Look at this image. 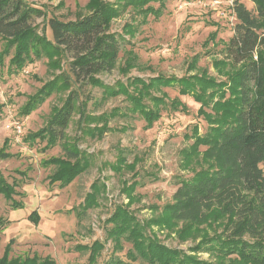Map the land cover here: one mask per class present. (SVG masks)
Instances as JSON below:
<instances>
[{"label": "rangeland", "instance_id": "rangeland-1", "mask_svg": "<svg viewBox=\"0 0 264 264\" xmlns=\"http://www.w3.org/2000/svg\"><path fill=\"white\" fill-rule=\"evenodd\" d=\"M26 1L44 10L45 18L37 17L34 24L52 39L49 18L75 20L89 12L86 5L91 0ZM107 1L120 12L113 17L111 30L120 35L121 43L116 67L97 73L96 77L109 85L119 83L115 89L121 86L125 93L105 98L102 87L76 84L81 90L80 102L88 99L86 113L91 115L81 121L79 110L74 113L66 130L67 141L76 144L90 158L91 165L69 185L62 186L61 181L51 183L49 176L55 167L45 164L48 158L64 154L62 141L47 147L49 137L27 138L46 126L53 106L61 105L69 91H57L28 115L21 113L29 95L61 70H50L48 57L43 56L33 58L16 73L9 72L13 50L4 53L5 42L0 41V148L9 139L6 151L13 154L0 157V170L8 183L17 185L11 199L0 193V217L9 221L0 232V258L6 245L13 242L12 256H50L56 264H112L114 260L145 264L141 259H133L132 243L124 239L118 242L112 235L117 230L113 225L128 227L135 223L143 225L147 236L182 249L196 259L234 264L231 244L230 249L225 247L226 254L218 256L215 251L193 250L202 239L213 237L222 241L230 236L231 231L224 230L225 216L212 209L204 222L173 221L164 209L180 179L189 178L210 164L202 153L205 147L198 142L199 134L210 128L208 119L199 112L201 103L193 95L181 94L176 86L137 87L134 78L148 82L159 74L176 79L193 73L212 76L207 93L214 90L215 82L226 81L227 73L234 70L222 65L220 71L213 60L223 59L222 49L234 35L235 0H157L149 3L156 12L146 14L141 10L145 6L128 5L123 9L118 0ZM240 1L255 9L252 0ZM130 50L137 54L138 65L123 71ZM195 56H199L201 70L190 68ZM70 58L61 62L65 70ZM254 58L264 63V48L256 51ZM215 95L212 101L221 98L219 93ZM139 96L149 108L161 110L160 119L150 128H146L145 118L134 109ZM154 96L160 100L153 101ZM175 97L187 105L188 111L174 109ZM213 103L206 108L212 113ZM103 113L108 115L111 129L92 136L87 130L105 123L97 121ZM120 149L125 153L119 154ZM94 183L102 189L95 205L81 216L80 204L93 191ZM16 201H21V206L14 207Z\"/></svg>", "mask_w": 264, "mask_h": 264}, {"label": "trees", "instance_id": "trees-1", "mask_svg": "<svg viewBox=\"0 0 264 264\" xmlns=\"http://www.w3.org/2000/svg\"><path fill=\"white\" fill-rule=\"evenodd\" d=\"M152 1L157 0H118L117 3L123 9L128 5L145 6L141 10L146 14L156 12L154 6L149 4ZM252 1L254 10L240 0L234 1L233 10L237 18L234 35L222 49L223 59L213 60L216 68L229 66L234 72L227 73L226 81L215 82L211 92L207 93L206 90L213 83L212 76L201 77L193 73V76L176 79L159 74L149 78L148 82L141 77L134 78L137 87L140 84L176 86L181 94L193 95L201 103L199 112L208 119L210 128L205 134H199L198 142L199 146L205 147L202 153L210 164L191 177L180 179L172 200L165 204L164 209L173 221L204 222L212 209L225 216L224 230L231 231L230 236L222 241L213 237L202 239L193 250L215 251L218 256L220 253L226 254L225 247L229 248L228 244H231L229 251L236 260L234 264H264V63L254 58L255 52L264 48V0ZM86 7L89 12L75 20L50 17L48 26L53 34L50 39L45 30L39 31L34 24L37 17L45 16L44 10L26 0H0V41L5 42L4 53L13 50L14 54L10 59L9 72L12 70V73H16L25 64L33 62V58L43 56L48 57L50 70H61L29 95L21 113L28 115L57 91H69L61 105L53 106L46 126L40 132L27 135L28 140L38 136L49 137L47 147L62 141L64 154L45 161L47 166L55 167L49 176L50 182L61 181L64 183L62 186L72 183L91 165L90 158L76 144L67 141L66 130L74 113L79 110L81 121L91 115L86 113L88 99L80 102L81 90L76 84L81 82L80 85L89 83L102 87L105 98L125 93L121 86L119 90L115 89L119 83L109 85L96 77L97 73L116 67L121 42L120 35L113 32L111 26L113 17L120 12L115 11L107 0H91ZM68 56L71 58L65 70L61 62ZM137 58V54L130 50L121 69L128 71L136 67ZM198 61L199 56H195L189 63L190 68H199ZM203 70L208 74L206 69ZM216 93L221 98L212 101ZM224 96L227 97L225 101L221 100ZM142 99V96L135 99L134 109L145 118L146 128H150L160 119L161 110L149 108ZM152 100L158 101L160 97L154 96ZM173 101L176 102L175 110L188 111L187 105L179 97ZM211 102H214L211 107L214 113L206 109ZM97 121L105 123L87 130L92 136L111 129L106 113L99 116ZM195 129L198 128L195 126ZM8 145L10 142L6 139L0 148L1 158L13 155L6 151ZM119 152L125 153L123 149ZM15 187L16 182L8 183L0 170V193L11 199ZM92 188L93 191L87 193L80 204L78 214L81 216L95 205L97 194L102 189L97 183ZM13 204L14 207L21 206V201ZM8 222L5 217H0V232ZM113 222L116 224L115 220ZM113 226V229H117L112 231L116 237L114 239L132 243L133 259H141L145 264H228L196 259L182 249L166 246L158 239L147 236L143 225L131 223L128 227L124 224ZM12 245L13 242L6 245L0 264H56L50 256H12ZM90 259L93 261L95 256L92 255ZM112 264L132 263L114 260Z\"/></svg>", "mask_w": 264, "mask_h": 264}, {"label": "built area", "instance_id": "built-area-1", "mask_svg": "<svg viewBox=\"0 0 264 264\" xmlns=\"http://www.w3.org/2000/svg\"><path fill=\"white\" fill-rule=\"evenodd\" d=\"M19 128H20V126H19Z\"/></svg>", "mask_w": 264, "mask_h": 264}]
</instances>
